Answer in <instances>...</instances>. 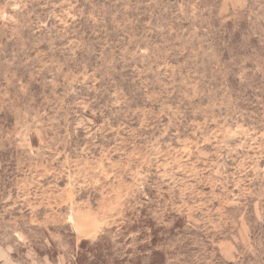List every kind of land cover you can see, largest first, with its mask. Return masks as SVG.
I'll return each instance as SVG.
<instances>
[{"label": "rangeland", "instance_id": "rangeland-1", "mask_svg": "<svg viewBox=\"0 0 264 264\" xmlns=\"http://www.w3.org/2000/svg\"><path fill=\"white\" fill-rule=\"evenodd\" d=\"M155 248L264 264V0H0V264Z\"/></svg>", "mask_w": 264, "mask_h": 264}, {"label": "trees", "instance_id": "trees-1", "mask_svg": "<svg viewBox=\"0 0 264 264\" xmlns=\"http://www.w3.org/2000/svg\"><path fill=\"white\" fill-rule=\"evenodd\" d=\"M149 223H151L150 225H151L152 231H153V238H152L151 242L153 245H157L159 243L160 239H162V238H161V236H159L160 235L159 231L156 229L153 222L150 220ZM89 243H90L89 240H83L81 243V246L83 248H85V245L89 244ZM79 255H81L79 257V262H78L79 264H84L86 259L90 260V262L88 264H93L91 262L93 260H91L90 256H88L87 251L80 252ZM140 260H141V258H139V260H138L139 263L136 262V264H142L140 262ZM101 261H106V260H103V258H101ZM165 262H166L165 252L163 250H161L160 248H155L154 250H152L151 255H150V260L146 264H165Z\"/></svg>", "mask_w": 264, "mask_h": 264}]
</instances>
